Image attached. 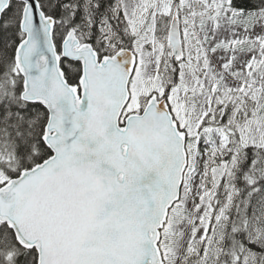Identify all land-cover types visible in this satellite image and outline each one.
Returning <instances> with one entry per match:
<instances>
[{"label": "snow or ice", "instance_id": "1", "mask_svg": "<svg viewBox=\"0 0 264 264\" xmlns=\"http://www.w3.org/2000/svg\"><path fill=\"white\" fill-rule=\"evenodd\" d=\"M0 264H264V0H0Z\"/></svg>", "mask_w": 264, "mask_h": 264}]
</instances>
